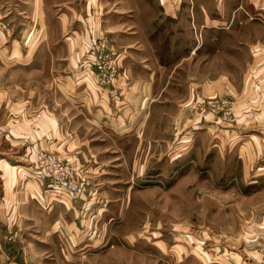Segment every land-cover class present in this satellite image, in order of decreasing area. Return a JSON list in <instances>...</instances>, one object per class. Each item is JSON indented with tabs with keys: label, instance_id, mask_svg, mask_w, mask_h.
I'll list each match as a JSON object with an SVG mask.
<instances>
[{
	"label": "crops",
	"instance_id": "crops-1",
	"mask_svg": "<svg viewBox=\"0 0 264 264\" xmlns=\"http://www.w3.org/2000/svg\"><path fill=\"white\" fill-rule=\"evenodd\" d=\"M211 1L0 0V49L10 42L38 51L45 62L39 63V76L24 75V81L47 83L44 89L19 84L20 99L10 90L7 101L0 96V117L9 114L7 142H0V219L10 227L27 223L40 233L16 238L17 243L0 241V264H80L81 253H89L93 264L111 254L123 258L128 252L134 258L135 244L145 240L133 233L117 235L114 229L123 221H99L107 207L79 221L93 203L68 195L56 199L42 183L44 195L35 177V150L54 151L74 163L94 195L107 193L100 185L106 177L138 176L145 162H157L161 123L175 124L192 113L186 104L193 96L223 95L225 82H238L241 30L264 26V0H226L227 7L214 8ZM107 2L122 6L110 12ZM234 2H249L251 13ZM53 35H68L72 53L58 54L60 38ZM98 38L109 39L117 53V77L111 83L77 63ZM74 48L80 50L77 56ZM32 95L54 97L55 104L39 100L32 107ZM16 169L31 178L23 192L15 185ZM251 224L263 229L262 237L251 238V260L264 264V221Z\"/></svg>",
	"mask_w": 264,
	"mask_h": 264
},
{
	"label": "rangeland",
	"instance_id": "rangeland-1",
	"mask_svg": "<svg viewBox=\"0 0 264 264\" xmlns=\"http://www.w3.org/2000/svg\"><path fill=\"white\" fill-rule=\"evenodd\" d=\"M107 3L110 12L119 11L122 6L119 2ZM227 4L226 0H213L210 7H227ZM233 4H241L243 10L251 13L249 2ZM259 27L251 31V26H248L239 35L242 43L238 57L240 62L237 61L240 63V80L225 82L223 95L213 92L209 96H193L186 104L192 113L180 121L177 118L175 124L171 121L161 123L159 160L145 162L143 172L138 176L106 177L105 185L98 182L106 188L107 193L94 195L87 187L86 180L80 174L77 175L74 163L60 158L54 151L35 150V166L40 151L71 164L76 178L82 184L79 196L71 199L81 200L84 197L86 202L93 203L79 221L90 219V216L98 213L99 207H107L106 213L100 214L99 221H123L114 229L117 235L133 233L138 239L145 240L144 243L138 240L135 244L137 251L133 259L128 252L123 254V258L111 254L108 260H99V264L254 263L251 260V257L254 258V253L251 256V238L262 237L263 229L252 228L251 223L264 221V41L256 39L264 37V26ZM0 28L3 29L2 23ZM67 37L58 36V54L72 53ZM42 38L41 35L37 43ZM14 45L8 42L0 49V96H5L3 99L6 101L9 98L5 92L7 90L12 91L15 97L22 96L23 93L18 95V91H21L19 84H27L31 89L40 86L44 89L47 85L46 82L24 81V75L39 76V63L45 62L41 61L35 49L26 51ZM249 45L251 51H248ZM74 52L77 56L80 50L74 48ZM83 52L81 58H77V63L84 69L87 66L93 69L102 83H111L116 79L117 53L109 39L98 38L93 47ZM229 52L233 53V50ZM101 58L106 59L108 73L113 74L112 80L104 78L103 72L95 64ZM49 69L51 72L52 68ZM13 89H16V94ZM39 100L48 102L50 106L55 104L54 97L40 99L32 95V107H38ZM8 118L9 114L0 117L2 145L7 142ZM35 177L45 195L38 174ZM15 180L20 192L31 187V178L27 174L19 172ZM108 186L113 189L112 192ZM108 198L112 199L111 204ZM20 213V209L16 210L15 221H19L17 218ZM36 230L39 229L27 223L10 227L0 219L1 243H11L16 238L29 239L33 234H40ZM121 242L125 243V240ZM141 247L143 249H139ZM92 260H89V253H81L79 262L93 264ZM257 262L262 264L263 259Z\"/></svg>",
	"mask_w": 264,
	"mask_h": 264
},
{
	"label": "built area",
	"instance_id": "built-area-1",
	"mask_svg": "<svg viewBox=\"0 0 264 264\" xmlns=\"http://www.w3.org/2000/svg\"><path fill=\"white\" fill-rule=\"evenodd\" d=\"M104 47L105 44H102ZM97 67L103 72L102 76L112 80L113 74L108 73L106 59L95 61ZM111 65H108L110 67ZM36 173L39 179L47 187L46 192L50 196L59 199L65 195L77 198L81 192L82 184L75 176L74 170L68 161L61 160L57 156L45 151H40L37 157Z\"/></svg>",
	"mask_w": 264,
	"mask_h": 264
}]
</instances>
